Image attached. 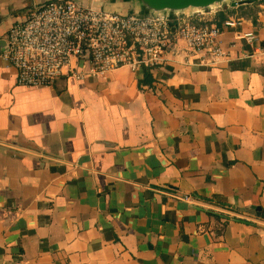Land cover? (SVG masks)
<instances>
[{"label":"crops","instance_id":"1","mask_svg":"<svg viewBox=\"0 0 264 264\" xmlns=\"http://www.w3.org/2000/svg\"><path fill=\"white\" fill-rule=\"evenodd\" d=\"M46 1L0 0V43ZM76 1L141 11L136 0ZM256 2L196 14L243 22L224 30L219 58L175 40L150 84H140L146 68L124 66L27 87L0 56V264H264Z\"/></svg>","mask_w":264,"mask_h":264},{"label":"built area","instance_id":"2","mask_svg":"<svg viewBox=\"0 0 264 264\" xmlns=\"http://www.w3.org/2000/svg\"><path fill=\"white\" fill-rule=\"evenodd\" d=\"M200 13L142 16L76 0H47L10 27L0 56L16 68L17 84L27 87L51 86L62 75L98 79L124 66L134 72L153 69L165 63L168 50L180 39L206 57L219 58L224 55L222 33L243 18L195 22ZM243 36L251 42L256 37L253 32Z\"/></svg>","mask_w":264,"mask_h":264},{"label":"water","instance_id":"3","mask_svg":"<svg viewBox=\"0 0 264 264\" xmlns=\"http://www.w3.org/2000/svg\"><path fill=\"white\" fill-rule=\"evenodd\" d=\"M140 6V12H133L142 16L153 13H170L173 15L187 13L188 10L203 11L216 4L231 2L232 6L241 4L244 0H136ZM256 2L258 0H249ZM8 44L6 41L0 43V48L5 51ZM258 216L262 215V210L258 206L245 209Z\"/></svg>","mask_w":264,"mask_h":264},{"label":"trees","instance_id":"4","mask_svg":"<svg viewBox=\"0 0 264 264\" xmlns=\"http://www.w3.org/2000/svg\"><path fill=\"white\" fill-rule=\"evenodd\" d=\"M145 83H149V84L152 83V77L149 72V69L147 68L145 69L144 78L140 79V84H145Z\"/></svg>","mask_w":264,"mask_h":264}]
</instances>
